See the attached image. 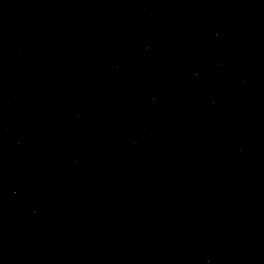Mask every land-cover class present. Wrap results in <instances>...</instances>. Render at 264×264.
I'll return each instance as SVG.
<instances>
[{
	"label": "water",
	"instance_id": "water-1",
	"mask_svg": "<svg viewBox=\"0 0 264 264\" xmlns=\"http://www.w3.org/2000/svg\"><path fill=\"white\" fill-rule=\"evenodd\" d=\"M0 264H264V0H0Z\"/></svg>",
	"mask_w": 264,
	"mask_h": 264
}]
</instances>
